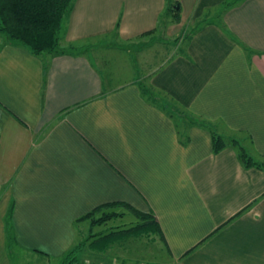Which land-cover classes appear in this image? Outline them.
Masks as SVG:
<instances>
[{"label": "crops", "instance_id": "obj_1", "mask_svg": "<svg viewBox=\"0 0 264 264\" xmlns=\"http://www.w3.org/2000/svg\"><path fill=\"white\" fill-rule=\"evenodd\" d=\"M232 1L75 0L61 34L74 53L0 34V264L13 241L67 254L90 231L78 219L116 202L155 215L163 238L86 248L85 264H147L159 245L167 264H264V166L212 142L264 163V0ZM163 39L171 53L124 80L88 56Z\"/></svg>", "mask_w": 264, "mask_h": 264}, {"label": "trees", "instance_id": "obj_2", "mask_svg": "<svg viewBox=\"0 0 264 264\" xmlns=\"http://www.w3.org/2000/svg\"><path fill=\"white\" fill-rule=\"evenodd\" d=\"M237 1L233 0L228 6ZM74 3L75 0H0V34L21 43L36 55L44 53L57 55L80 51L81 47L76 45L66 47L61 45L65 19L73 9ZM177 4L178 2L175 1L174 5L177 6ZM174 5L168 7V13L177 16L180 9H176ZM144 87L146 88L145 94L154 97L153 89H150L147 84H144ZM212 142L215 152L227 145L233 146L246 167L264 166V163L255 161L247 152L244 143L236 138L223 137L216 131H212ZM122 204L116 202L97 206L78 219L79 222L88 223L90 231L67 252L64 264H85L84 259H81L80 256L86 248L104 254L113 246L130 240L163 238L155 215L139 211L130 205L123 207ZM120 207H123L135 218L128 227L121 229L120 226H117L105 232H94L95 227L105 225L114 219H123L126 213ZM79 254L81 255L79 256Z\"/></svg>", "mask_w": 264, "mask_h": 264}, {"label": "rangeland", "instance_id": "obj_3", "mask_svg": "<svg viewBox=\"0 0 264 264\" xmlns=\"http://www.w3.org/2000/svg\"><path fill=\"white\" fill-rule=\"evenodd\" d=\"M107 41H102L101 45H97L94 50L88 52V56L91 57L96 64L99 66L100 70L105 76H108L113 70L116 71L117 76L120 79H128L133 77L137 74H144V72L148 69L153 62L158 59V54L165 51L166 49L169 50L171 53V48L173 47L172 41L167 43V40L164 39L160 42H157L155 46L147 51H139L138 49H123L119 50L118 52H113L110 50L106 51L107 46L105 45ZM161 50V51H160ZM106 51V52H105ZM101 52L106 53L110 57V62L107 63L105 59V54L101 55ZM148 61V63L146 62ZM105 62L107 64H105ZM151 62V63H149ZM146 69V70H145ZM125 211V210H124ZM126 216L123 219H114L111 222H108L105 225L98 226L94 229L96 231H107L112 227L120 226L121 229L128 227L131 222L135 220L134 216L128 211H125ZM86 235V233H84ZM83 234V235H84ZM82 235V237H83ZM147 241V240H146ZM9 245V263L10 264H64L66 260V254L59 257H51L43 253L42 249L34 248L33 251H30L25 246L16 245L15 242H10ZM161 253L158 251L156 246L153 247L154 255L151 259V256L146 253L144 256V262L147 264H167L170 263L169 259L166 257L164 253L163 247H160ZM37 252L39 254H37ZM132 254L134 251L132 250ZM41 254V255H40ZM43 255V256H42ZM45 255V256H44ZM81 254H79L80 256ZM153 255V254H152ZM142 256V255H141ZM81 259H84V254H82ZM167 261V262H166Z\"/></svg>", "mask_w": 264, "mask_h": 264}, {"label": "water", "instance_id": "obj_4", "mask_svg": "<svg viewBox=\"0 0 264 264\" xmlns=\"http://www.w3.org/2000/svg\"><path fill=\"white\" fill-rule=\"evenodd\" d=\"M178 6H176V8H177Z\"/></svg>", "mask_w": 264, "mask_h": 264}]
</instances>
